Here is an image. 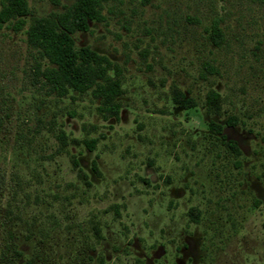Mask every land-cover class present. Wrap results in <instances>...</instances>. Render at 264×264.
Instances as JSON below:
<instances>
[{"label":"rangeland","instance_id":"374dc122","mask_svg":"<svg viewBox=\"0 0 264 264\" xmlns=\"http://www.w3.org/2000/svg\"><path fill=\"white\" fill-rule=\"evenodd\" d=\"M26 1L29 19L73 0ZM102 5L72 38L121 69L117 117L57 97L24 30L0 25V264H264V0ZM89 138L93 151L70 140Z\"/></svg>","mask_w":264,"mask_h":264},{"label":"trees","instance_id":"16d2710c","mask_svg":"<svg viewBox=\"0 0 264 264\" xmlns=\"http://www.w3.org/2000/svg\"><path fill=\"white\" fill-rule=\"evenodd\" d=\"M104 1L73 0L69 5H62L61 10L27 19L29 8L26 0H0V25L7 24L15 33L24 30L28 46L35 51L36 74L57 97L67 96L71 92L78 95L88 93L99 100V111L117 117L118 98L123 94L121 69L109 57L88 46L76 48L72 38L75 31H89L91 21L105 20L102 13ZM147 1L149 0H144ZM52 2L59 4L58 0ZM210 39L215 45H220L223 41V33L217 23L210 30ZM204 68L210 71L212 69L206 63ZM219 99L217 91L210 90L207 93L208 112L219 110ZM172 100L183 109H189L193 105V100L177 88L172 89ZM236 124L234 117L226 120L227 126ZM208 128L211 133L220 134L222 141L226 140L220 124L210 121ZM58 140L63 145L66 144L64 131H60ZM70 140L73 143H83L88 151H93L97 143V138ZM224 143L238 153L234 142L227 139ZM90 167L94 173H99L95 159L91 161ZM192 210H189L191 218Z\"/></svg>","mask_w":264,"mask_h":264}]
</instances>
